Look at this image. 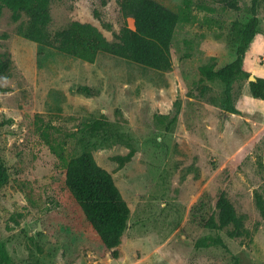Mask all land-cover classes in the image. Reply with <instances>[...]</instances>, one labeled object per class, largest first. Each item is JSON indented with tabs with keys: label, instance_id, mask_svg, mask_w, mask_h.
Returning <instances> with one entry per match:
<instances>
[{
	"label": "rangeland",
	"instance_id": "1",
	"mask_svg": "<svg viewBox=\"0 0 264 264\" xmlns=\"http://www.w3.org/2000/svg\"><path fill=\"white\" fill-rule=\"evenodd\" d=\"M155 1L176 12L183 4ZM251 5L191 0L169 71L106 53L88 63L41 46L20 34L27 15L15 21L3 8L0 161L8 181L0 189V243L9 264H264V217L256 207V194L264 195V100L249 85L264 78V0L258 34L231 84L202 72L236 59ZM49 11L50 35L78 21L114 42L125 24L118 0H51ZM83 85L99 95L79 93ZM62 142L67 159L89 148L129 205L116 259L63 184V163L50 148ZM130 148L134 156L120 167L113 157ZM221 193L250 237L230 238L232 226H217ZM207 198L208 212L193 215Z\"/></svg>",
	"mask_w": 264,
	"mask_h": 264
},
{
	"label": "trees",
	"instance_id": "2",
	"mask_svg": "<svg viewBox=\"0 0 264 264\" xmlns=\"http://www.w3.org/2000/svg\"><path fill=\"white\" fill-rule=\"evenodd\" d=\"M50 2L51 0H0V16L4 7L12 11L15 21L20 18V13H25L28 22L20 31L23 37L82 61L94 63L100 53H106L158 71L171 70V43L176 27L181 22L190 21L191 16V0H183L178 12L155 0H118L125 24L115 34L116 41L110 42L97 27L78 21L50 35L47 31L51 21ZM258 2L259 0H252L253 17L244 25L242 45L238 49L236 59L218 70L202 69L208 78L218 77L229 85L242 71L245 49L258 34L256 14ZM128 19L131 20L132 26L128 24ZM6 68L7 63H0L1 72ZM249 85L252 96L264 100V78L256 77ZM77 90L88 97L99 95L97 89L87 85L80 86ZM87 125L89 128L98 127L99 122L86 121ZM64 143L50 146L52 152L63 163V184L105 249L116 259L119 256L117 247L128 228L129 205L112 174L97 163L89 148L86 147L78 155L67 159ZM134 154L135 150L130 148L126 155L115 156L113 160L123 167L131 161ZM7 181V167L0 161V189ZM210 205V198L200 200L197 207L192 210L193 215L204 216ZM256 207L264 217V195L261 193L256 194ZM216 208L217 226L219 228L232 226L228 231L230 238L250 237L251 234L245 228L243 219L237 215L226 193L219 195ZM212 243H217L216 239L212 240ZM9 260L5 248L0 243V262L9 264Z\"/></svg>",
	"mask_w": 264,
	"mask_h": 264
},
{
	"label": "water",
	"instance_id": "3",
	"mask_svg": "<svg viewBox=\"0 0 264 264\" xmlns=\"http://www.w3.org/2000/svg\"><path fill=\"white\" fill-rule=\"evenodd\" d=\"M254 80H255V78L251 77V81H254Z\"/></svg>",
	"mask_w": 264,
	"mask_h": 264
}]
</instances>
